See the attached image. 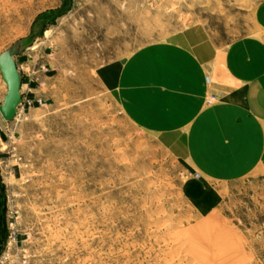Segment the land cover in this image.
<instances>
[{"label":"rangeland","instance_id":"374dc122","mask_svg":"<svg viewBox=\"0 0 264 264\" xmlns=\"http://www.w3.org/2000/svg\"><path fill=\"white\" fill-rule=\"evenodd\" d=\"M196 28L264 47V0H0V56L28 41L0 112V264H264L262 137L179 144L125 100Z\"/></svg>","mask_w":264,"mask_h":264},{"label":"crops","instance_id":"0c3cea01","mask_svg":"<svg viewBox=\"0 0 264 264\" xmlns=\"http://www.w3.org/2000/svg\"><path fill=\"white\" fill-rule=\"evenodd\" d=\"M184 43L186 48L180 43L169 47L176 57L170 61L172 66L153 69V90L139 88L136 98H125L129 105L137 104L139 121L170 132L169 137L179 144L188 140L193 145L220 132L231 140L250 143L262 137L264 141V47L244 39L221 50L198 28L184 36ZM144 57L137 53L132 60L140 63ZM127 76L124 85L130 79ZM209 95L218 98L212 107L205 105ZM214 147L209 148L216 152Z\"/></svg>","mask_w":264,"mask_h":264},{"label":"water","instance_id":"95a60500","mask_svg":"<svg viewBox=\"0 0 264 264\" xmlns=\"http://www.w3.org/2000/svg\"><path fill=\"white\" fill-rule=\"evenodd\" d=\"M27 47L28 41L24 39L15 43L0 56V70L9 88L4 103L0 106V112L6 121L15 118L22 101V76L18 69L16 57L23 53Z\"/></svg>","mask_w":264,"mask_h":264},{"label":"bare ground","instance_id":"6f19581e","mask_svg":"<svg viewBox=\"0 0 264 264\" xmlns=\"http://www.w3.org/2000/svg\"><path fill=\"white\" fill-rule=\"evenodd\" d=\"M1 71V70H0ZM2 74V73H1ZM3 77V76H2ZM4 80V79H3ZM5 81V80H4ZM6 83V82H5ZM7 84V83H6ZM8 86V85H7ZM9 89V88H8ZM21 90H22V88H21ZM8 93V92H7ZM173 249V248H172Z\"/></svg>","mask_w":264,"mask_h":264}]
</instances>
